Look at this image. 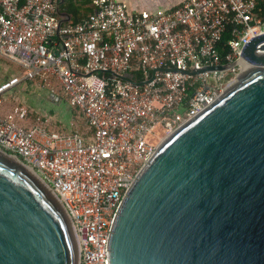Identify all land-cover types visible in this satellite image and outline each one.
Returning <instances> with one entry per match:
<instances>
[{
	"label": "built area",
	"instance_id": "1",
	"mask_svg": "<svg viewBox=\"0 0 264 264\" xmlns=\"http://www.w3.org/2000/svg\"><path fill=\"white\" fill-rule=\"evenodd\" d=\"M256 4L183 0L132 13L118 0H92V13L61 24L58 0H0V58L23 73L0 81V150L32 168L57 199L77 264H108L113 220L141 166L237 80L244 45L264 33ZM22 82L63 99L86 127L33 113L13 93ZM158 125L164 134L153 145L145 136Z\"/></svg>",
	"mask_w": 264,
	"mask_h": 264
},
{
	"label": "water",
	"instance_id": "2",
	"mask_svg": "<svg viewBox=\"0 0 264 264\" xmlns=\"http://www.w3.org/2000/svg\"><path fill=\"white\" fill-rule=\"evenodd\" d=\"M239 57L237 80L135 175L110 229L108 264H264V33ZM77 263L57 199L0 152V264Z\"/></svg>",
	"mask_w": 264,
	"mask_h": 264
},
{
	"label": "crops",
	"instance_id": "3",
	"mask_svg": "<svg viewBox=\"0 0 264 264\" xmlns=\"http://www.w3.org/2000/svg\"><path fill=\"white\" fill-rule=\"evenodd\" d=\"M125 3L129 12H153L157 9H172L183 0H118ZM63 3V0H58ZM72 19V18H71ZM68 19H64L68 23ZM13 93L30 106L33 113L52 115L56 124L68 125L70 121H76L77 126L84 129L85 122L76 117L73 109L61 98L51 95L47 89L31 83L22 82L13 89ZM66 109V110H64ZM64 110V111H63Z\"/></svg>",
	"mask_w": 264,
	"mask_h": 264
},
{
	"label": "trees",
	"instance_id": "4",
	"mask_svg": "<svg viewBox=\"0 0 264 264\" xmlns=\"http://www.w3.org/2000/svg\"><path fill=\"white\" fill-rule=\"evenodd\" d=\"M93 10L92 0H63V3L58 2L56 16L61 24L66 23L64 19L68 18H70L68 23L73 24L79 22L87 14L92 13ZM256 10L259 13H263L264 0H257ZM225 35L227 37V34Z\"/></svg>",
	"mask_w": 264,
	"mask_h": 264
},
{
	"label": "rangeland",
	"instance_id": "5",
	"mask_svg": "<svg viewBox=\"0 0 264 264\" xmlns=\"http://www.w3.org/2000/svg\"><path fill=\"white\" fill-rule=\"evenodd\" d=\"M18 67H16L14 64H12V62L4 59V58H0V80H2L5 77H9L11 75L14 74H18ZM23 73H19V75H22ZM66 110V109H64ZM63 110V111H64ZM164 134V129L162 126H156L152 133H148L145 136V139L148 143L156 145L159 142V138Z\"/></svg>",
	"mask_w": 264,
	"mask_h": 264
},
{
	"label": "bare ground",
	"instance_id": "6",
	"mask_svg": "<svg viewBox=\"0 0 264 264\" xmlns=\"http://www.w3.org/2000/svg\"><path fill=\"white\" fill-rule=\"evenodd\" d=\"M0 152L10 158L12 161L23 167L27 172H29L40 184H42L51 194L52 192L49 190L48 186L42 181V179L39 177V175L30 167L26 166L21 160H19L17 157L7 154L4 151ZM53 195V194H52ZM54 196V195H53Z\"/></svg>",
	"mask_w": 264,
	"mask_h": 264
}]
</instances>
